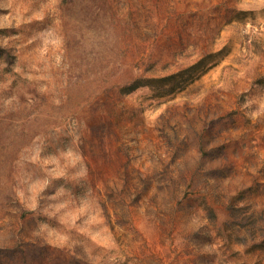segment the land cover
<instances>
[{
  "label": "rangeland",
  "instance_id": "obj_1",
  "mask_svg": "<svg viewBox=\"0 0 264 264\" xmlns=\"http://www.w3.org/2000/svg\"><path fill=\"white\" fill-rule=\"evenodd\" d=\"M0 264H264V0H0Z\"/></svg>",
  "mask_w": 264,
  "mask_h": 264
}]
</instances>
